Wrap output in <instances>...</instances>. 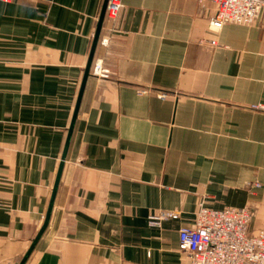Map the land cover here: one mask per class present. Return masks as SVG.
Segmentation results:
<instances>
[{
    "label": "crops",
    "instance_id": "1",
    "mask_svg": "<svg viewBox=\"0 0 264 264\" xmlns=\"http://www.w3.org/2000/svg\"><path fill=\"white\" fill-rule=\"evenodd\" d=\"M104 1L0 2V264L44 226ZM122 4L26 264H190L179 232L201 205L264 230V20L215 33L197 0Z\"/></svg>",
    "mask_w": 264,
    "mask_h": 264
},
{
    "label": "built area",
    "instance_id": "2",
    "mask_svg": "<svg viewBox=\"0 0 264 264\" xmlns=\"http://www.w3.org/2000/svg\"><path fill=\"white\" fill-rule=\"evenodd\" d=\"M14 0H0L12 3ZM201 8L212 11L210 30L219 33L225 26L252 27L264 20V0H197ZM123 9L122 0H109L106 20L115 22ZM216 46L217 42L212 41ZM92 74L107 78L108 72L101 62H95ZM146 95L147 90H140ZM250 189L260 184H250ZM179 211L161 212L153 216L151 225L178 220ZM254 213L249 207L212 210L199 206L195 226L179 232V251L190 264H264V230L250 234Z\"/></svg>",
    "mask_w": 264,
    "mask_h": 264
},
{
    "label": "water",
    "instance_id": "3",
    "mask_svg": "<svg viewBox=\"0 0 264 264\" xmlns=\"http://www.w3.org/2000/svg\"><path fill=\"white\" fill-rule=\"evenodd\" d=\"M108 4H109V0H105L104 1V5H103V9H102V12H101V15H100V18H99L97 31H96V34L94 36V41H93V45H92V48H91L88 64H87V67L85 69V75H84V79H83V82H82V85H81V89H80V93H79V97H78V101H77V106H76V109H75V112H74L73 122H72V126L70 128L69 138H68L67 145H66V148H65V153H64V156H63V162L61 164V167H60L57 179H56V183H55V187H54V190H53V195H52L49 211H48L44 226L40 230V232L37 235V237L35 238V240H33L32 246L29 249V251L27 252V254L25 255V257L23 258L21 264H26L27 263L28 259L30 258V256L34 252V250L36 249L37 245L39 244L40 240L44 236V234H45V232H46V230H47V228L49 226V223H50V220H51V215H52L53 208H54L55 201H56V197H57V193H58L59 186H60V183H61V178H62L63 171H64V165H65V161H66V157H67V152H68L69 145H70V142H71V138H72V135H73V131H74V128H75V124H76V121H77L78 116H79V112H80L83 96H84V93H85V89H86V86H87V82H88L89 78L92 76L91 73H92V68H93V65H94L95 54H96V51H97V47L99 45V41H100V38H101V33H102V30H103L104 24L106 22Z\"/></svg>",
    "mask_w": 264,
    "mask_h": 264
}]
</instances>
